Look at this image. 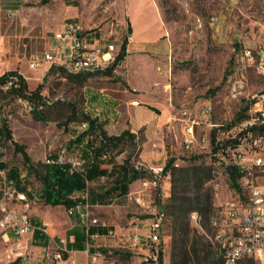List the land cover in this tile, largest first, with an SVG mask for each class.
<instances>
[{
	"label": "rangeland",
	"instance_id": "374dc122",
	"mask_svg": "<svg viewBox=\"0 0 264 264\" xmlns=\"http://www.w3.org/2000/svg\"><path fill=\"white\" fill-rule=\"evenodd\" d=\"M129 5L130 0H0V73L10 68L22 69L29 84L43 82L47 99L42 117H37L24 101L0 87V156L19 173L27 170L25 182L39 195L31 208L33 224L51 235L47 245H44L43 238L35 241L33 235L32 242L13 250L10 248L14 242L1 241L0 264H57L53 259L57 243L64 248V259L69 255L68 249L85 248L87 264H153L144 260L140 250L124 248L118 242L119 236L125 234L131 225H138L141 230L148 222L151 213L146 208L127 196L113 194L106 203L93 206V213L117 234L92 239L84 227L73 222L67 207L44 201L41 180L29 170L23 155L16 151L2 129L6 119L14 140L26 146L36 169H43L47 158H54L61 150L67 149L85 127L81 116L85 80L104 73L73 75L59 68V64L47 70L46 66L31 69L30 56L34 53L44 55L46 50L53 48L55 33L71 22H79L86 30H98L106 36L114 26L120 35L114 42L122 44L131 33ZM132 10V18L141 25L153 23L158 27L156 21L164 25L166 37L172 43L174 73L162 78L153 91L154 102L167 119L163 126L151 133L154 141L144 144L146 134L143 129L139 130L137 143L127 141L123 152L120 148L113 149V162L122 163L128 159L136 166L143 160L141 154L145 148H156V143L163 141L165 153L168 157H175L178 165L211 166L210 179L203 190V193L209 192L211 204H205L201 211L194 210L185 217L189 222L185 231L174 232L171 218L164 223L163 258L164 264H224L211 244L215 230L212 218L231 196L232 188L225 168L212 155L211 139L213 133L226 138L228 131L239 126L248 117V108L245 109L250 98L264 88L262 75L253 68L242 70L235 62L236 49L246 44L256 45L264 39V0H133ZM155 48L156 45H149L148 50ZM118 69L122 68L119 66ZM43 72L44 76L39 79ZM243 72L246 74L244 87L238 93L234 92L233 83L243 78ZM116 73H108L113 76L111 81L122 80V75ZM135 81L145 89L150 86L148 76ZM204 104L212 106L210 119L220 126L198 125L197 140L187 148L179 108L193 107L197 112ZM204 135L209 142L202 140ZM161 162L157 160L153 164ZM112 164L88 168V190L105 192L112 187L115 178ZM145 176L149 177L147 173ZM216 183L220 184L217 191ZM162 184L160 191L154 190L152 197H147V200L153 199L154 205H160L159 198L162 203L169 201L173 184L171 173L164 177ZM140 188L138 179L130 190ZM194 213L198 216L194 217ZM71 235L74 236L72 244ZM93 245L100 246L104 253V258L95 263L87 252V248ZM73 258L80 264L76 257ZM28 259L30 263H26Z\"/></svg>",
	"mask_w": 264,
	"mask_h": 264
},
{
	"label": "built area",
	"instance_id": "2783aa9c",
	"mask_svg": "<svg viewBox=\"0 0 264 264\" xmlns=\"http://www.w3.org/2000/svg\"><path fill=\"white\" fill-rule=\"evenodd\" d=\"M262 32L264 34V26ZM109 33L106 36L98 30H86L79 22H71L62 31L56 32L54 37L56 40L68 42L72 52L64 54L59 62L58 48H49L44 55L31 54L29 67L36 69L47 65L49 69L59 64L66 72L73 75L94 74L113 67V72H116L122 64L120 62L114 66L121 47L119 48L115 43L118 39L114 26ZM235 62L242 70L253 68L264 77V39L256 45L246 44L236 49ZM242 77L233 83L234 92L238 93L239 89L244 87V78H246L244 72ZM17 80V76L10 78L3 88L8 89L16 85ZM19 100L24 101L29 110H33L30 101L23 98ZM179 113L183 140L187 148L197 140L198 125L207 123L215 128L220 126L212 123L210 119L212 114L210 104L202 105L198 112L190 107H184ZM83 125L85 126L83 128H86L87 122ZM202 140L209 142L205 135ZM214 144L216 149L212 153L213 156L225 170L228 167L235 168L239 172V177L238 188L231 187V196L220 205L219 212L212 218L215 229L212 247L224 264H264V88L250 98L248 117L239 126L228 131L226 138L216 135ZM53 163L68 164L69 171L73 172L82 169L85 160L77 152L63 149L56 157L45 160V164ZM135 167L145 171L149 177L139 178L141 188L136 191L130 190L127 197L146 208L151 215L145 225V232H140L138 225H131L125 234L119 236L118 242L124 248L140 250L144 254V260L158 264L165 212L160 205H154L153 199L147 200V197H152L153 191H160L163 186L162 181L166 176L165 163L153 164L140 160ZM11 168L0 165V242H14V246L10 248L13 250L33 241L36 226L33 224L31 208L39 195L25 182L27 170L14 177L11 175ZM214 187L217 191L220 184L216 183ZM88 194V189L83 192L86 199ZM67 211L70 215L79 214L86 226L87 235L92 239L117 234L115 229L110 227L105 233L90 232L93 225H106L101 223L97 216H93L92 204L89 201L71 206ZM193 216L197 217L198 213H194ZM9 233H12L17 240L6 239ZM93 247L95 250L90 251L88 247L87 252L95 263L104 258V253L100 246L93 245ZM63 250L64 248L57 243V248L53 252V259L57 264L61 262L78 264L75 258L64 259ZM26 263H30V259Z\"/></svg>",
	"mask_w": 264,
	"mask_h": 264
},
{
	"label": "trees",
	"instance_id": "16d2710c",
	"mask_svg": "<svg viewBox=\"0 0 264 264\" xmlns=\"http://www.w3.org/2000/svg\"><path fill=\"white\" fill-rule=\"evenodd\" d=\"M130 31L132 29L130 28ZM128 37H126L118 54L117 61L114 66L122 62L127 54ZM53 67V66H52ZM59 68H63L61 65ZM114 68V67H113ZM113 68L101 71L108 74L113 71ZM64 69V68H63ZM17 76V84L5 89L8 94L14 98H23L30 101L33 105L34 115L42 117L41 112L47 105L46 96L43 93V82L38 83L36 87L31 88L27 78L17 69H10L3 74H0V87L9 81L10 78ZM247 108L245 111H247ZM84 122H87V127L78 132L67 149L70 152H77L84 160L85 165L82 169L69 171L68 164H44L43 169H36L32 158L28 153L26 146L14 140L12 130L10 129L6 119L3 120L2 129L7 139L11 140L16 151L20 152L26 164L29 165V170L35 172L42 182L41 196L47 204L64 205L69 208L77 204L85 203H106L107 199L113 194L118 193L119 196H127L130 191V185L139 178L146 175V172L139 170L130 163L127 159L122 163H114L112 157L113 149L120 148L121 152L125 150V143H137L138 135L130 129H125L120 134H110L105 129L104 123L97 118L91 117L85 112L81 113ZM74 120V117L71 118ZM215 138L213 133L211 144L212 153L215 151ZM75 146V147H73ZM77 147V148H76ZM80 149H79V148ZM213 155V154H212ZM196 159V157H195ZM103 163H113L112 170L115 172L114 182L111 188L105 192H98L89 189L87 199L84 196L77 195L78 192H85L88 189V168ZM4 166V162H1ZM226 172L229 177V184L232 188H238L237 179L239 172L232 167H228ZM172 174V193L167 203H162L159 198L160 206L165 212V222L172 219V228L174 232L185 231L189 226V222L185 221V217L197 210H202L203 205L211 204V196L209 192L203 193L205 183L210 179L211 166H205L197 163H191L186 166H181L176 163L175 157H168L165 162V174ZM19 171L12 167L11 175L19 176ZM190 191L192 193H190ZM186 226V227H185ZM107 226H95L90 229L91 233H104L107 231ZM35 241L44 239V245H47L50 240V235L43 233V230L36 227L34 231ZM164 253L161 248L159 255V264H164Z\"/></svg>",
	"mask_w": 264,
	"mask_h": 264
},
{
	"label": "crops",
	"instance_id": "0c3cea01",
	"mask_svg": "<svg viewBox=\"0 0 264 264\" xmlns=\"http://www.w3.org/2000/svg\"><path fill=\"white\" fill-rule=\"evenodd\" d=\"M132 3L133 0H130L129 15L132 31L128 36L127 54L120 65L122 69L119 71L117 68L116 70L117 76L119 74L122 75V80L119 78L117 81H111L110 78L113 76L109 74L89 76L85 80L83 86V112L104 123L105 129L108 130L110 134H120L125 129H130L132 132L137 133L139 130L143 129L147 138L144 142L145 144L154 141L151 133L158 130V127L163 126L167 122L166 115L163 111L159 112V105L154 102L155 97L153 91L157 87L156 84H158L162 78H168L173 75L174 64L172 43L170 38L166 37V29L164 28V25L157 21L156 24L159 25L158 27L154 26L153 23H144L142 25L137 23L132 18ZM117 34L116 38H119L120 35ZM52 44L54 45L53 48H58L60 51L58 62L62 60L64 54H70V52H72L68 42L55 39ZM149 45H156L157 48L150 51L148 50ZM118 47L120 48L121 44H118ZM45 66L47 70L48 67L47 65ZM10 69H7L6 71ZM6 71L1 72L0 74H3ZM19 71L27 77L25 71L22 69ZM35 76L38 77V74H35ZM43 76L44 72L38 78L41 79ZM146 76L150 79V86L145 89L140 85V82L135 81V79L140 77L144 78ZM38 83L40 82L35 81L32 85L30 82V87L34 88ZM134 101H137L138 103ZM184 107L186 106L179 108V112ZM155 146L156 148H145L141 157H143L144 161L149 163L162 160L161 164H164L168 158V154L165 153L163 141H158ZM1 162H4V166H10L2 158ZM1 162L0 165L3 166ZM135 182L136 181L133 183ZM79 193L81 192L76 194L78 195ZM91 204L93 213V206H98L100 203ZM71 216L73 222L84 227L85 232L87 233L86 226L82 222L79 214L76 213ZM146 224L147 222H145L143 228L139 230L140 232L146 231ZM95 226L99 225H93L92 227ZM13 237L14 235L9 233L6 236V239L9 240ZM102 237L105 236L103 235ZM70 242L71 244L74 242L73 235L70 237ZM93 250H95L94 247L90 248V251ZM68 252L69 255H67V258L76 257L80 264L88 263V259L84 254L85 248H71L68 249Z\"/></svg>",
	"mask_w": 264,
	"mask_h": 264
}]
</instances>
